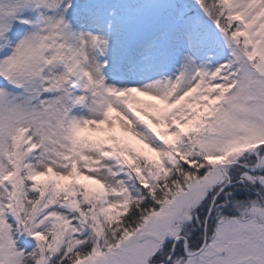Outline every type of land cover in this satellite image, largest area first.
I'll return each mask as SVG.
<instances>
[{
	"label": "snow or ice",
	"instance_id": "6c2138e0",
	"mask_svg": "<svg viewBox=\"0 0 264 264\" xmlns=\"http://www.w3.org/2000/svg\"><path fill=\"white\" fill-rule=\"evenodd\" d=\"M0 264H264V0H0Z\"/></svg>",
	"mask_w": 264,
	"mask_h": 264
}]
</instances>
